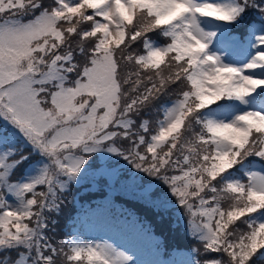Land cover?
I'll return each instance as SVG.
<instances>
[{
    "label": "snow or ice",
    "instance_id": "1",
    "mask_svg": "<svg viewBox=\"0 0 264 264\" xmlns=\"http://www.w3.org/2000/svg\"><path fill=\"white\" fill-rule=\"evenodd\" d=\"M0 121V264H158L74 227L56 239L73 185L121 183L109 158L165 185L171 201L124 190L177 206L218 257L189 264H264V0H0ZM105 201L89 213L115 226Z\"/></svg>",
    "mask_w": 264,
    "mask_h": 264
},
{
    "label": "trees",
    "instance_id": "2",
    "mask_svg": "<svg viewBox=\"0 0 264 264\" xmlns=\"http://www.w3.org/2000/svg\"><path fill=\"white\" fill-rule=\"evenodd\" d=\"M254 21L258 22V13L250 10L247 14L246 22H243L239 26L235 27L234 33L244 35L247 26ZM158 38L159 37L153 36V39ZM173 98L174 97L172 96H164L161 98V101H169ZM159 103L160 101L157 102V105H159ZM157 115L158 113L155 111L148 113V119L153 126ZM24 151L28 152L29 149L25 147ZM249 159L255 158L250 157ZM29 163L30 161H26L25 164L21 165L18 171L14 174L13 179L20 178ZM97 182L98 184L92 189H90L92 186L91 183L72 186L71 193L66 197L65 205L63 207L64 209L62 208V215L60 214L56 217L59 222L56 229V239L62 238L60 234L65 219L73 213L74 214L71 218H75L76 215L81 213H86L88 215L90 209L94 210L98 207H102L105 204V198L107 197L108 199H114V206L110 208L107 213L109 216L112 218H134L137 222H140L142 227H145L148 232H151L153 235L159 237V245L164 250H188V247L191 246V242L195 240L191 235H189L187 218L184 216L182 210H180L177 206L173 205L168 212L157 211V209L148 201H142L124 193L111 192L106 186L105 177L98 178ZM145 184L153 186L152 197L156 196L158 192H166L167 194L166 186L160 181L155 180L153 177L150 181L143 183V185ZM166 196L170 201L174 199L170 197V195ZM49 235H52V233ZM186 242L190 243L186 244ZM197 248L199 249V247ZM12 254L13 255H11V257L15 259L16 253L12 252ZM198 257L201 260L205 258H218L216 254H209L207 257L201 254Z\"/></svg>",
    "mask_w": 264,
    "mask_h": 264
},
{
    "label": "rangeland",
    "instance_id": "3",
    "mask_svg": "<svg viewBox=\"0 0 264 264\" xmlns=\"http://www.w3.org/2000/svg\"><path fill=\"white\" fill-rule=\"evenodd\" d=\"M142 118L148 119V113H143ZM139 119H141V117L137 118V120ZM3 127H5L4 122L0 121V128ZM24 152L27 153V151ZM107 163L112 164L115 167V169L121 174L122 179L119 185H112L107 176H100V175L94 176L93 174L89 173L88 175L84 176L83 179H81L80 183L77 184V186L85 183L86 184L91 183L92 186L90 189H92L98 184L97 182L98 178L105 177L106 186L109 188L111 192L124 193L134 198H138L142 201H147L146 199L141 198L138 195L125 191L124 185L130 184L133 180L137 185H143L144 182L150 181L152 177H148L146 174L137 172L134 168H131V166H129L126 162H124L120 158H109ZM255 166L259 167L258 164ZM152 187L153 186H151V189ZM165 194L166 192L165 193L158 192L156 196H153V199H155L156 197H164L168 199V197L166 196L168 195V193L166 195ZM108 217L109 219H113V223L115 224V226L105 225L102 223L101 219L98 216H93L89 213L87 215L86 224L84 225V231L80 230L77 225L74 228L78 230V232L81 233L86 238L108 239L112 242H115L117 245H123L124 247H128L130 244H135L136 257L139 260L141 261L154 260L157 261L159 264V262L161 261L160 257L163 253V249L161 254L156 252V248L157 246H159V243L157 245L156 243L150 241L147 238L148 234L151 232H148L147 229L145 227H142L141 223L137 222L134 218H125V217L112 218L109 215ZM116 221H118L119 223L116 224ZM72 228L73 226H71L67 231H70ZM155 237L158 238V241L160 240L159 237L157 236ZM194 241L191 242V246L188 247L187 252H181L179 250H176L175 252L170 254L165 261L169 262V264H189V261L192 259L189 253L193 248L199 247V249H201V254H203V246L198 241L195 242ZM187 243L190 242H186V244ZM10 255L13 254L11 253Z\"/></svg>",
    "mask_w": 264,
    "mask_h": 264
}]
</instances>
